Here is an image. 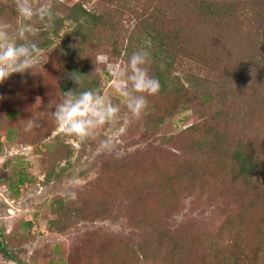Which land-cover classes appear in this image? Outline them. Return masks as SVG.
Listing matches in <instances>:
<instances>
[{"label":"rangeland","instance_id":"374dc122","mask_svg":"<svg viewBox=\"0 0 264 264\" xmlns=\"http://www.w3.org/2000/svg\"><path fill=\"white\" fill-rule=\"evenodd\" d=\"M80 1L61 0L68 7ZM130 1V5L136 1L141 6L148 3L146 0ZM161 1L166 4L159 11L162 15L157 28L161 35L167 36L166 40L172 42V49H177L169 78L177 83L170 82L171 89L173 86L178 88L171 94L167 93L164 100L147 96V106L139 118L127 110V101L119 92L127 84L128 59L114 54L112 40L106 35L108 31H104L97 47L94 43L86 46L85 38L75 33L78 25L72 20H66L57 35L52 34L54 43L51 46L40 49L35 58L34 72L29 69L25 73H13L0 83V119L8 117L5 112L12 108L14 100L17 105L21 103L19 98L24 100L21 104L25 106L26 115L31 113L32 103H44L55 108L63 96L59 79L67 77L63 71L67 62L73 60L84 65V58H89L85 64L91 62L92 74L98 78L102 88L101 94L106 102L120 109L116 124L99 127L93 137L84 141L66 135L58 126L38 144L22 142L18 136L9 138L5 133L0 134V239L5 241L8 251L14 256V259L8 258L0 251V264H89L97 258L94 243L98 237H118L122 244L130 243L129 251H133L140 247L151 231L175 234L181 230L180 234H186L189 229L203 232L204 239L196 245L193 255L189 253L187 258H183L184 264H197V259L213 264L215 253L211 242L217 244L223 257L230 261L237 258L239 264H264V233L262 237L258 236L264 228L259 218L264 213V203L258 204L260 209H256L254 217H248V209L243 213V206L234 197L239 190L249 194L247 199L251 202L248 204L264 197V173L259 175L260 185L255 183L256 179L250 183L236 181L233 191L225 189L223 194L217 193L216 189L205 194L192 183L182 182L179 199L175 200L178 204L173 208L171 204L170 209L163 207V210H159L154 195L147 197L140 186L139 174L133 175L132 179L126 178V181L119 176L111 183L108 171V184L98 187L93 184L109 169L108 163L138 157L140 160L155 151L162 153L168 149L172 155L189 161L194 151L189 149L188 144L192 142L185 130L203 121L205 129L213 120L205 114L215 111H220L215 123L219 125L223 120L230 130L226 143L228 155L236 151L238 139L242 138L238 147L254 150L264 172V0H225L230 14H225L227 10L224 7L221 9L224 13L219 12V8L214 9L213 0L210 3L209 0H152L151 6L163 4ZM86 6L99 13L110 7L116 8L109 1L97 3V0L87 1ZM59 14L63 15L62 12ZM224 14V18L219 20ZM18 20L12 18L8 23L15 27ZM126 25L123 22L122 27L116 26L124 28ZM66 36H71L67 50L63 47ZM116 36L123 38L124 32ZM35 37L39 45L45 38L39 33ZM177 40L181 41L178 47ZM219 44L224 46L219 48ZM180 47L185 49L181 52ZM139 49L134 46V51ZM242 63L245 69L253 66L252 75L257 79L255 89H245L242 81H235L227 74L234 72V68L242 66ZM25 74L31 81L33 78V81L38 80V88L45 83L50 93L44 97L31 94L33 82L25 84L20 80ZM44 75L45 79L41 80ZM216 81L228 84L225 85L228 96L205 104L200 94L207 89L219 91ZM83 82L86 83L85 80ZM13 84L20 89L15 90ZM6 92L9 97H6ZM175 93L177 96L183 94L192 100L191 103L176 106V109L172 103L178 105L180 102L172 100ZM154 112L155 118L151 117ZM22 117L16 120L6 118L0 129L18 125ZM35 118L40 121L37 115ZM41 124L47 125L43 120ZM106 138H111L116 144L113 152L101 147V141ZM59 149L60 152L56 153ZM65 151L67 158L61 155L66 154ZM116 152L121 155L117 156ZM221 156L227 157L222 153ZM215 159L213 156L209 162L218 163ZM19 170L26 177L23 183L18 178L11 180V173ZM117 180L121 183L117 184ZM108 189L113 190L112 202L109 205L103 203L106 206L104 211L87 205L88 200L96 195H100L98 200H104L102 193ZM72 193H75V199L70 198ZM60 197L70 199L71 211L59 212L57 199ZM95 211L96 215H105L94 217ZM133 212L137 213L134 218ZM127 214L132 218L130 221L125 217ZM147 250L152 258L145 260L140 256L135 264H170L158 261L152 243Z\"/></svg>","mask_w":264,"mask_h":264},{"label":"trees","instance_id":"16d2710c","mask_svg":"<svg viewBox=\"0 0 264 264\" xmlns=\"http://www.w3.org/2000/svg\"><path fill=\"white\" fill-rule=\"evenodd\" d=\"M87 1L89 0H82L68 7L61 2V0H30L33 6H38L41 3L51 4L53 11L57 14L52 27L45 28L41 22H35L36 31L45 36L41 45L37 43L39 48L42 49L45 46H51L54 43L52 34L57 35L64 26L65 21L72 20L78 25L75 33L78 35L81 34L85 38V45L88 47H90V43H94L97 47L105 32L108 31L106 32V35L108 39L112 40L114 54L126 60H129L130 56L134 52L135 45H137L138 48H147L151 52L153 58L150 74L157 77L161 83L159 93L152 95L154 99L164 100L167 93L171 94L175 88H178L173 86L171 89L170 82H175L169 78V72L172 70L174 62H176L174 53L177 49H172V47H174V45L171 46L172 42L166 40L167 36L161 35L157 28L159 16L162 15L159 11L163 10V6L166 3L161 1L163 4L157 3L158 5L151 6L152 0H146L148 3L141 6L137 4V1L136 4L133 3V5H130V0H97V3L109 1L111 5L116 6V8L110 7L107 11L99 13L94 9L88 8L86 6ZM210 1L211 0H209V3ZM213 5L214 9L219 8V12L224 13V11L221 10L223 7L227 10V3L225 0H213ZM167 9L170 11L168 6ZM60 12H62L63 15L59 14ZM227 13L230 14L229 10H227L225 14ZM225 14L221 17H219V15V20L223 19ZM127 16H129V18ZM12 18L18 19L15 11V0H0V20L8 22V20ZM221 21L224 24V21ZM123 22H126L127 25L124 28H118L122 27ZM99 25H101L102 28H98ZM116 29H118V31L120 29V31L115 32ZM123 32V38H117L116 35L122 34ZM35 38L36 37H30V39L33 40H35ZM65 38L63 47L67 50V48H69L68 46L71 36H66ZM177 39L179 38L177 37ZM180 43L181 41L177 40L176 46L178 47ZM220 44L218 45L219 48L224 46ZM210 47L211 49L213 48L211 44ZM178 49L182 52L185 48L180 47ZM78 51L81 52L80 49ZM88 59L84 58V61L86 62ZM170 59H173V61ZM85 62L84 65L78 64L73 60L67 62L66 68L64 67L63 69V71L67 74V77L59 79L60 82L58 81L62 95L64 91L78 89L79 86L78 84L76 85L72 76H78L82 81V86L78 89L79 91L92 89L99 90L100 93L102 92L98 78H95L92 74L93 66L91 62L87 64H85ZM250 65H246L245 67ZM234 69H236L234 72H227V74L235 78V81H242L245 89H255L257 79L252 75L253 66L245 69L244 64L242 63V66L239 65L238 68ZM52 75H54V73ZM45 76L46 75H44L41 80L45 79ZM48 78L51 79V75H48ZM21 79L25 84H32L33 82L32 85L34 90L31 91V94L33 95H42L44 97L50 93L49 87H47L45 83L43 84L40 82L41 87L38 88L36 85L38 80L33 81V78L31 81V78L26 74L23 75L20 80ZM83 80H85L86 83L83 82ZM15 83H17V81H14V84ZM214 83L217 88L220 89L219 91L211 92V89H207L200 94L205 104L212 102V100H224V98L228 96V92L226 91L227 88H225V85L228 86V84H225L224 81H216ZM14 89L16 90L20 88L14 85ZM6 97H9L7 92ZM172 100H178L177 102H180L178 105L177 103H172L176 109L178 106L190 104L192 101L191 99L186 98L183 94L181 96H177L176 93ZM16 102L17 101L14 100V104L11 106L12 108L10 107L11 109L5 112L8 116L6 118L16 120V118L23 115L21 118L22 122L12 127H2L0 129V134L5 133L9 138L18 136L22 142L28 144H38L44 141L49 136L52 129L57 126L54 117L52 116L54 108L52 106H46L44 103L43 105H35L32 103L33 108L31 109V113L26 115L24 114L25 106L21 104L24 100L19 98V102H21L19 105H17ZM150 102L151 100H148V103ZM261 105L262 104H260V106ZM169 108L173 111L172 106H169ZM260 112H262V110H260ZM211 113L212 112H210L209 115L205 114L206 117L213 119L212 122L205 127V129L202 127V124L204 123L203 121V123H194L188 128L189 130H185L188 134H190V140L192 142L188 144L189 149L194 151L192 158L189 161H183L181 157L172 155L168 149H164L162 153L155 151L149 156L141 157L140 160L138 157L134 160L118 163L115 162L114 164L108 163L109 169L107 168L106 173L99 176L93 184L97 187L104 185L105 183L108 184L109 176L106 175L108 174V171L110 173L111 183H114L115 179L119 176L126 181V178L132 179L133 175L138 176L139 174L141 175V188L144 190L147 197L150 194L156 197L159 210H163V207L169 208L171 204V207L173 208L178 204L175 200L179 199V190L182 191V189H180V184L182 182L183 184L192 183L205 194L213 192L214 189H216V192L219 194L225 193V189H227L228 192H231L233 191L232 186L236 181H245L246 183H250L256 179L255 183L260 185L259 175L264 172L262 171V166H260L257 154L250 147L247 149L245 148L246 150L244 147H238L240 141L242 140V138H239L236 151L228 155L229 150H226V143H228L227 135H230V130L228 127H225L222 122L223 120L219 125L215 123L220 116V111H215L213 114ZM32 115L33 117H36L37 115L40 118V126L33 127L31 130L26 131L24 127L26 121L24 119H27ZM155 115V112L151 113V117L155 118ZM216 117L218 118L215 119ZM6 118L0 119V125H2V122L5 121ZM42 120L47 125L41 124ZM3 124L5 125V123ZM47 146L48 149H51L49 145ZM58 152H60V149L56 151V153ZM64 153H66V151ZM221 153L223 156H227L228 158L222 157ZM67 154L68 153L61 155H64V157L67 158ZM213 156H216L217 159H215V161L218 163L214 162L212 164L209 162ZM11 175V180L18 178L20 183H23L26 179L21 170L12 172ZM120 183L121 180H117V184ZM102 194L104 196V200H98L100 195H96L88 200L87 205L94 206V209L100 207V209H103L104 211L106 206H103V203H107L106 205H109L112 202L111 195L113 194V190L108 189ZM248 196L249 194L240 190L236 194L234 193L235 199L238 200V203L244 208L243 213L247 212V208V216L254 217V215L257 214L256 209L259 207L258 204L261 205L264 203V197H261L253 204H248L251 202L247 199ZM57 202L59 203V212H64L66 210H68V212L71 211L70 208L72 207V202L69 198L60 197L57 199ZM134 210L137 212L136 208ZM136 212H133V218L137 215ZM96 213L97 211L94 212L93 216L97 218L102 217L101 215H105L104 213L96 215ZM125 217H127L129 221L132 219L128 216V214ZM259 218L264 227V213L261 214ZM180 231L181 230H178L175 234L169 231H151L145 236L140 247L134 249L133 251H129V248L132 246L130 243L127 245L122 244V240H118V237H98L94 243V250L97 249L98 253L97 258L94 261L96 264H135L137 260L141 259L140 256H142L145 260L152 258V255H150L147 250L149 244L152 243L155 247V252H157L155 256L158 257V261H162V263L169 262L170 264H184L183 258H187L189 253L193 255L197 250L196 245L200 242L202 243L204 237L203 232L195 231V229H189L186 231V234H180ZM263 233L264 228L259 231L258 236L262 237ZM1 235L2 233L0 232V236ZM210 245L214 248L213 252L215 253L213 264H239L237 258L234 261H230L223 257V252L221 249L217 248L218 246L217 244H214V242H211ZM0 251L8 258L14 259V256L8 251L3 239H0ZM102 253L104 255H102ZM197 260V264H205L204 261L202 262L199 259ZM94 261H89V264H95Z\"/></svg>","mask_w":264,"mask_h":264},{"label":"clouds","instance_id":"9594fccd","mask_svg":"<svg viewBox=\"0 0 264 264\" xmlns=\"http://www.w3.org/2000/svg\"><path fill=\"white\" fill-rule=\"evenodd\" d=\"M15 11L19 18L15 27L0 20V83L13 73H25L29 69L34 72L35 58L40 52L39 45L30 39L38 35L35 22L39 21L43 27L49 28L54 25L57 16L51 4L41 3L33 6L30 0H15ZM152 63V54L147 48L134 51L128 60L127 84L119 89L120 96L127 101V110L137 118L143 114L147 106V96L156 95L161 89L159 79L150 74ZM72 78L80 89L82 86L80 77ZM78 89L64 91L62 99L55 105L52 116L62 132L84 141L93 137L99 127L116 124L120 109L117 105L106 102L99 90ZM24 120L26 131L40 126L39 119L33 115ZM101 147L113 152L116 144L111 138H106L101 141ZM116 155L120 156L121 153L116 152ZM70 198L75 199V193H72Z\"/></svg>","mask_w":264,"mask_h":264}]
</instances>
